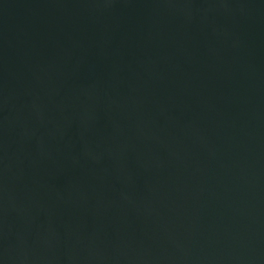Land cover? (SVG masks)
<instances>
[{
  "label": "water",
  "instance_id": "obj_1",
  "mask_svg": "<svg viewBox=\"0 0 264 264\" xmlns=\"http://www.w3.org/2000/svg\"><path fill=\"white\" fill-rule=\"evenodd\" d=\"M0 264H264V0H0Z\"/></svg>",
  "mask_w": 264,
  "mask_h": 264
}]
</instances>
